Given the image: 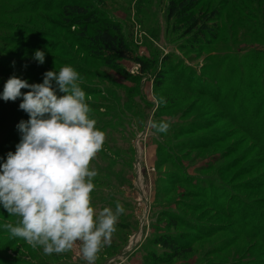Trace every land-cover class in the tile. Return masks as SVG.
Returning <instances> with one entry per match:
<instances>
[{"label":"rangeland","instance_id":"obj_1","mask_svg":"<svg viewBox=\"0 0 264 264\" xmlns=\"http://www.w3.org/2000/svg\"><path fill=\"white\" fill-rule=\"evenodd\" d=\"M170 1L0 0V50L8 65L40 76H21L30 83L65 65L79 73L90 117L105 137L89 165L97 172L91 204L96 213L116 202L125 209L94 264H264V57H256L264 52V0H198L195 16L216 12L219 30L200 46L189 44L186 25L169 19ZM70 2L120 26L140 59L116 61L129 76L78 37L83 27L63 9ZM37 49L45 52L42 64L33 58ZM136 104L142 115L130 111ZM6 106L18 115L3 114ZM24 117L15 101L0 99V119L15 125ZM153 121L170 127L160 133ZM8 132L0 130V157L20 139L19 130ZM18 219L0 208V224ZM168 234L192 251L152 260L164 254L155 239ZM0 264L87 261L79 242L45 254L0 228Z\"/></svg>","mask_w":264,"mask_h":264},{"label":"clouds","instance_id":"obj_2","mask_svg":"<svg viewBox=\"0 0 264 264\" xmlns=\"http://www.w3.org/2000/svg\"><path fill=\"white\" fill-rule=\"evenodd\" d=\"M33 58L44 63V50L37 49ZM18 98L28 119L16 126L20 139L15 150L0 157V208L19 219L0 228L33 247L42 246L45 254L67 252L79 242L82 258L94 264L125 209L116 202L114 209L96 213L91 204L97 172L89 165L105 137L90 117L79 73L65 65L31 83L10 75L0 99ZM152 127L166 133L170 124L153 121Z\"/></svg>","mask_w":264,"mask_h":264},{"label":"trees","instance_id":"obj_3","mask_svg":"<svg viewBox=\"0 0 264 264\" xmlns=\"http://www.w3.org/2000/svg\"><path fill=\"white\" fill-rule=\"evenodd\" d=\"M197 4L198 0H171L168 6L169 19H174V21L186 25L185 32L186 35H189V44H192L193 46H200L202 43L209 42L210 40H215L219 37L218 26L216 22L212 23V21H215L216 19V12L213 11V14H198V16H195L194 11L197 7ZM63 9L66 15L72 17L73 26H76L78 28L83 27V30H81L82 35L78 37L89 40V42L92 43V46L96 48L98 56L102 55L108 65L120 71L122 74H124V76H129L128 73L125 74L124 72H122L119 64H117L116 61L120 59L140 61V59L134 56V51L126 42L120 26L112 21H97L98 14H96V12L94 11L95 9L91 8V6H87L86 3L84 4L80 2H70L66 6H64ZM241 11H243L242 8ZM2 13L3 11L2 9H0V14L2 15ZM95 25H98V27L95 28V30L90 31V27H94ZM3 27H11V25L5 24ZM249 30L253 32L252 34H256L259 38L261 37L260 34H258V31L260 30L259 26H252L249 28ZM32 44L39 45V43L37 42H32L31 45ZM1 52L3 51L0 50V53ZM4 53L5 52L0 54V85L2 84L1 88H3L6 79L13 74L21 77L22 75L25 76L27 73H29L30 76L28 78L31 77L30 79H37L38 77H40L34 72H22L23 70H21L20 66L15 64V62H12L10 65H8V60L3 56ZM256 54V57L259 59L262 58V56L264 57V52L260 54L258 51ZM142 64L143 66H145L144 62H142ZM133 90L134 89H129L128 91L131 93ZM258 97L260 99L259 103L264 105L263 92L260 93ZM20 99L21 98L15 100L16 104L20 103ZM147 103L149 104V102ZM262 105L257 107L256 109L262 110ZM138 107L139 106L136 104V106H134V112L132 111V109L130 110L135 114V116L138 113L139 115L143 114L142 111L136 112L138 110ZM7 108L8 106L3 108V114L8 115V112H11L10 116L15 115V113L16 115H18L16 110L10 111ZM23 119L26 120V117H24ZM16 126L17 124L13 125L12 122H4L2 119H0L1 132L9 131L7 134L11 135L14 133V130H18ZM262 144L264 146V143ZM183 241V238L175 235L168 234L166 236H159L155 239V243L163 248L164 254H152L151 259L161 262L165 259H169L171 256L176 257L180 256L181 253H190L192 251L191 249H185L182 247L184 245L182 244Z\"/></svg>","mask_w":264,"mask_h":264}]
</instances>
